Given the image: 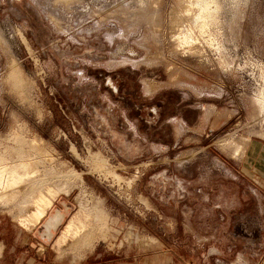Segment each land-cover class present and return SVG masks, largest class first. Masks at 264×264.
Segmentation results:
<instances>
[{"label": "rangeland", "instance_id": "1", "mask_svg": "<svg viewBox=\"0 0 264 264\" xmlns=\"http://www.w3.org/2000/svg\"><path fill=\"white\" fill-rule=\"evenodd\" d=\"M214 1L0 0L1 264H264V0Z\"/></svg>", "mask_w": 264, "mask_h": 264}, {"label": "bare ground", "instance_id": "2", "mask_svg": "<svg viewBox=\"0 0 264 264\" xmlns=\"http://www.w3.org/2000/svg\"><path fill=\"white\" fill-rule=\"evenodd\" d=\"M195 1L197 2V4L200 5L198 0H195ZM193 4H191V5H193ZM201 4L202 5H200V9H198L200 11H198L199 13L196 17H197L198 21L206 22L205 20L210 15L215 14V12L217 10L216 4H215L214 0H207V1L202 2ZM187 36H189V35H187ZM187 36H183L182 41L184 43L190 45V50H194V49L197 50L192 44L193 42L196 43V39L194 37H192L191 35L189 37H187ZM222 143L223 142H220V144H222ZM229 144L230 143H228L226 141L225 144H223V146L221 145V147H223V148L229 147ZM235 146H236V147H234L235 149L232 151L233 158L242 157L243 153H244V145L243 144H236ZM1 158H2V156H1ZM1 158H0V184H1V178H3L5 176L4 177V178H6L5 182L7 180L6 184H8V186L6 185L7 187H9L11 189L18 188L17 186L21 185L25 180L26 176L22 175V173H24V172H21V170L25 171V169H26V172H27V169H28L27 164L22 162L21 165H19L20 163L18 164L19 166H16V164H15V166H10V165L7 166V164H6V166L3 167L1 165V161H2ZM3 160L5 161V157H3ZM4 161H3V163H4ZM5 163H6V161H5ZM12 165H13V163H12ZM1 166H2V168H1ZM26 172H25V174H27ZM2 183L4 184V182H2ZM1 187L3 188V186H1ZM5 189H7V188H5ZM13 194H14V191H13ZM1 195H0V202H1V197L3 196V195L2 196ZM7 195L8 194H6V196ZM59 195H60V191H58L54 188H48L46 190V192L40 193L37 196V198L35 199V202L33 201L34 202V208H33L32 212L28 215L27 218L22 220L21 224L23 226H25V228L26 227L29 228V231H30V228L32 229V227L40 225L42 223V221L47 217L49 210L53 207V205L55 204V201L57 200ZM14 196H15V194H14ZM90 217H91V215L89 213H87V211L84 208H81V210L77 214H75V216L72 219L70 218L71 220L66 224L65 228L62 229L61 234H60L59 238L57 239L55 248L59 249V252H61L60 249L63 246L69 245L70 242L76 241L79 237H81L82 235L87 233L86 229H87V226H88L87 224L90 220ZM62 219H63L62 214L57 213L55 216H53L52 218H50L48 220L47 229L55 228L56 225L62 221Z\"/></svg>", "mask_w": 264, "mask_h": 264}, {"label": "crops", "instance_id": "3", "mask_svg": "<svg viewBox=\"0 0 264 264\" xmlns=\"http://www.w3.org/2000/svg\"><path fill=\"white\" fill-rule=\"evenodd\" d=\"M259 149V150H258ZM258 151V152H257ZM262 151V153H261V155H260V160H261V162H263L264 161V144H262V147H260L259 146V144L257 143V142H253L252 143V145H251V147H250V152L253 154V155H255L256 153L258 154V153H260ZM257 156V155H256ZM253 167V166H252ZM257 168L258 167H253L252 169H254V171H256L255 173H256V175L255 176H257V182L260 184V186H263V184H264V173H261V172H259L258 170H257ZM263 170V169H262ZM263 172H264V170H263ZM256 182V183H257ZM257 183V184H258ZM156 257H158V256H156ZM169 257H167V256H165V255H160L159 257H158V259L156 258V259H152L151 261L150 260H147V261H145V263L144 264H150V262H152V264H167V263H169L168 261H169ZM31 263L30 264H33V263H35L36 262V259H34V258H31L30 260H29ZM0 262H1V248H0ZM1 264V263H0Z\"/></svg>", "mask_w": 264, "mask_h": 264}, {"label": "water", "instance_id": "4", "mask_svg": "<svg viewBox=\"0 0 264 264\" xmlns=\"http://www.w3.org/2000/svg\"><path fill=\"white\" fill-rule=\"evenodd\" d=\"M63 220H64V218L62 219V221L59 224L62 225ZM47 223H48V221L46 222V229H47ZM59 224H57L56 227L53 228V229H47V233H46V236L48 237L47 240H50L51 241L54 238L53 230H55L58 227Z\"/></svg>", "mask_w": 264, "mask_h": 264}]
</instances>
